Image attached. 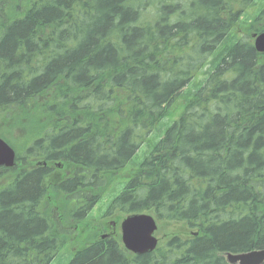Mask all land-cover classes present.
I'll list each match as a JSON object with an SVG mask.
<instances>
[{
	"label": "trees",
	"instance_id": "trees-1",
	"mask_svg": "<svg viewBox=\"0 0 264 264\" xmlns=\"http://www.w3.org/2000/svg\"><path fill=\"white\" fill-rule=\"evenodd\" d=\"M20 2L12 12L0 0V137L24 123L21 154L65 159L76 175L48 190L47 170H0L11 172L0 187V264H52L72 227L92 230L88 216L120 173L126 186L106 215L148 213L198 236L135 256L85 232L69 264H229L224 255L263 250L264 54L247 37L126 172L255 0ZM254 30L264 32V8ZM60 201L68 208L55 209Z\"/></svg>",
	"mask_w": 264,
	"mask_h": 264
},
{
	"label": "rangeland",
	"instance_id": "rangeland-1",
	"mask_svg": "<svg viewBox=\"0 0 264 264\" xmlns=\"http://www.w3.org/2000/svg\"><path fill=\"white\" fill-rule=\"evenodd\" d=\"M6 3L10 5V3H14L13 7L11 8L12 12H17L16 7L19 5H22L20 0H6ZM149 12L156 11V4L153 3V5L150 4ZM264 8V0H255V3L248 8L247 12L241 17L240 22L238 26L234 29L233 33L225 40V42L220 46V48L215 53L214 57L209 61L208 66L203 69L200 74L186 87L181 93V96L179 99L176 100L175 104L168 109L167 116L154 128L153 132L148 136L144 144L140 147V149L137 151L134 158L131 160L129 165L126 167V172H131L132 170L138 169L141 164L150 156V154L154 151V149L158 146V144L163 140L167 130L172 126V124L181 116V114L184 111V101L189 100L193 98L197 92L202 88L208 77L213 73V71L216 69V67L222 62L223 59H225L228 54L230 53L231 49L241 40L247 39L254 45V39L251 37L252 34L256 33L254 30V21L259 17L260 11ZM16 16V14L12 13V17ZM146 17V16H145ZM246 31H249V34L246 33ZM247 37V38H246ZM5 123V122H3ZM27 127L24 123H19L17 125V128L13 131L12 137H7L6 132L3 130V134L9 139L7 142L16 148V152L19 157L22 159L25 158L21 153V145L23 143H26L28 139L25 138L27 135L26 131ZM28 137V135H27ZM18 149V150H17ZM44 158H36L31 161V164L35 165L37 161H40ZM23 162V160L21 161ZM20 162V163H21ZM24 163V162H23ZM22 164H19L20 167L24 168L25 166ZM11 172H5L4 175H0V187L4 185L8 178L7 174H10ZM126 174L120 173L118 175V178L115 179L114 184H116L111 192H107L105 196H103L99 202L95 205V207L91 210L89 216H88V223L95 226H102V224L107 223L108 232H111V223L116 222L117 228L119 232V237L117 236L115 239L120 240L121 231H120V225L125 217V215H121L119 213L113 212L112 215L107 216V210L110 207V204L112 201L117 198L125 189L126 183H125V177H123ZM60 179L57 176L56 177H49L47 178V182L44 184L45 189H50L52 185L55 186L56 182H58ZM55 209H67L68 207L62 206V203L60 201V204ZM78 226L72 227V232L70 236V243L60 255H58L55 260L52 262V264H69L71 259L73 258V255L75 251L82 245V240L85 235V232H90V230H84L79 232V235H77ZM86 229V228H85ZM101 231V230H100ZM95 234V231H91ZM98 232V231H97ZM102 233V232H100ZM186 233H198L195 231H189L180 224H171V223H165L158 221V231L156 233V237L159 239V244H164L168 242L173 236L175 235H185ZM99 234V233H98ZM97 238L99 239L98 235ZM88 235V234H87ZM77 236V237H76ZM81 236V237H80ZM191 236H194L191 234ZM196 236V235H195ZM198 236V234H197ZM79 237L81 239H79ZM112 237L111 239H113ZM76 239V240H75ZM105 242L104 240H100ZM225 259L227 260V255H224Z\"/></svg>",
	"mask_w": 264,
	"mask_h": 264
},
{
	"label": "water",
	"instance_id": "water-1",
	"mask_svg": "<svg viewBox=\"0 0 264 264\" xmlns=\"http://www.w3.org/2000/svg\"><path fill=\"white\" fill-rule=\"evenodd\" d=\"M253 38L256 51L264 54V33L255 34ZM15 164V151L0 138V168H13ZM157 231L158 223L152 215L131 214L121 224L122 243L125 249L135 256L151 254L159 244ZM227 261L229 264H264V249L241 254L229 253Z\"/></svg>",
	"mask_w": 264,
	"mask_h": 264
},
{
	"label": "flooded vegetation",
	"instance_id": "flooded-vegetation-1",
	"mask_svg": "<svg viewBox=\"0 0 264 264\" xmlns=\"http://www.w3.org/2000/svg\"><path fill=\"white\" fill-rule=\"evenodd\" d=\"M34 143H37V142H33L32 144H34ZM32 144L28 143L27 149H30ZM38 153H40V152L38 151ZM25 159L26 160L24 161L23 165L28 167L30 165L29 158H25ZM36 165H37L36 168H42L43 170H47L49 172L48 177H56L57 178V176H58L61 184L63 182H67V181L73 179L74 176L76 175L75 171L72 169V165H68V163L65 159H60V160H56V161L41 160V161H37ZM106 183H105V186H107ZM93 190L94 189H91L90 191L85 190V192L89 193ZM100 190H101L100 188L97 189V191H100ZM94 194H96V193L94 192ZM110 215H112V214H110ZM110 215H107V216H110ZM92 230L95 231V233H97V234L99 233L98 235L103 234L102 236H99V238L102 240L108 241V240H112L111 239L112 237H114L113 239H115L117 236H119V232H118L116 222L111 223V230L112 231L108 232L107 234H106V232L108 230L107 223L102 224V226H100V225L95 226ZM100 232H102V233H100Z\"/></svg>",
	"mask_w": 264,
	"mask_h": 264
},
{
	"label": "bare ground",
	"instance_id": "bare-ground-1",
	"mask_svg": "<svg viewBox=\"0 0 264 264\" xmlns=\"http://www.w3.org/2000/svg\"><path fill=\"white\" fill-rule=\"evenodd\" d=\"M184 11V10H183ZM198 17V16H197Z\"/></svg>",
	"mask_w": 264,
	"mask_h": 264
}]
</instances>
